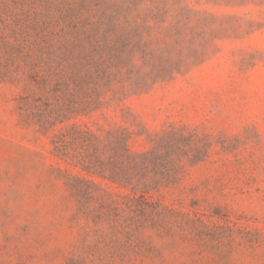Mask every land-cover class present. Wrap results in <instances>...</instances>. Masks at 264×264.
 Wrapping results in <instances>:
<instances>
[{"label": "rangeland", "instance_id": "rangeland-1", "mask_svg": "<svg viewBox=\"0 0 264 264\" xmlns=\"http://www.w3.org/2000/svg\"><path fill=\"white\" fill-rule=\"evenodd\" d=\"M0 264H264V0H0Z\"/></svg>", "mask_w": 264, "mask_h": 264}]
</instances>
